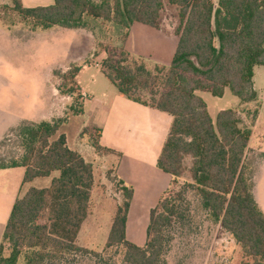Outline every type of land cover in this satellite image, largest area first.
I'll list each match as a JSON object with an SVG mask.
<instances>
[{
	"label": "trees",
	"instance_id": "obj_1",
	"mask_svg": "<svg viewBox=\"0 0 264 264\" xmlns=\"http://www.w3.org/2000/svg\"><path fill=\"white\" fill-rule=\"evenodd\" d=\"M10 1L13 11L33 29L84 28L91 17L124 28L122 44L133 23L158 28L164 10L163 0H54L51 6L31 9L24 8L21 0ZM168 2L177 7L179 16V41L169 67L157 64L150 71L144 59L133 58L123 45L102 46L107 55L102 71L118 92L173 117L158 159V168L173 181L150 212L146 244L139 247L127 239L134 189L116 177L122 201L105 249L124 247L129 264H158L178 207L186 204L188 191H195L211 219L257 259L254 264H264V213L254 198L246 165L252 130L242 127L234 109L220 111L214 123L207 104L196 93L221 98L229 89L244 104L258 100L254 70L264 66V0ZM79 72L80 67L72 66L65 73H55L66 81L57 87L60 95L75 99L70 115L84 111L76 80ZM68 114L50 122L23 124L19 130L22 155L0 167L25 168L24 183L59 174L48 188H30L15 202L0 243V264H70L71 255L99 256L76 243L90 214L94 169L68 147L65 135H59ZM93 129L98 131L93 147L99 153L112 152L100 144V129ZM186 156L191 158L190 180L182 183Z\"/></svg>",
	"mask_w": 264,
	"mask_h": 264
},
{
	"label": "rangeland",
	"instance_id": "obj_2",
	"mask_svg": "<svg viewBox=\"0 0 264 264\" xmlns=\"http://www.w3.org/2000/svg\"><path fill=\"white\" fill-rule=\"evenodd\" d=\"M164 5L161 27L164 30L165 26L177 27L179 24L177 7L169 5L168 0H164ZM12 7V4L6 5L4 0H0V117L3 113V117L15 121L19 115L28 113L37 123L42 119L50 120L52 116L58 118L61 111L56 106L53 91L57 85L64 86L66 81L55 73L61 74V71H66V67L56 68L54 73L52 68L67 63L71 59L70 56L81 57L83 60L79 61L80 63L90 64L97 61L102 64L107 56L102 46L121 47L122 36L106 27H102L100 31L101 28L98 27L95 39L91 43L84 40L79 42V45H74V47L78 45L77 47L68 49L65 37L57 34L60 29H64L63 27L49 30L33 29L31 24L20 19ZM32 32L33 34L29 36ZM104 33H108L107 38L104 37ZM112 37L115 38L114 41ZM151 44L152 42L147 44L145 58L142 59L148 69L153 71L160 57L158 49L153 48ZM132 57L139 58L133 55ZM168 58L167 53H163L160 65L169 67L172 60L169 58L167 61ZM92 74L105 86L115 89L106 76L96 68L85 74L84 79L86 77V80H89ZM254 83L258 100L253 103H242L229 89H226L221 98L214 97L208 92L199 91L197 95L207 104L214 123L220 111L236 109L242 118V127L252 130L246 165L253 181L254 198L264 213V66L255 67ZM64 103L62 101L60 104L64 106ZM71 103L75 106V99ZM62 112V118L69 113ZM92 122L89 114L85 116L68 114L59 135L62 133L71 141L77 142L79 149L91 151L93 144L98 141V131L93 129L96 127L91 126ZM22 125L11 130L0 143V167L10 165L14 159L22 155L23 149L19 138ZM83 125L85 127L81 132L79 130ZM85 128H88L87 134L90 130L89 135H83ZM190 164L191 158L184 157L183 165L186 171L180 178L182 183L190 180L187 171ZM100 169L102 170L97 173V195L92 204L93 215L86 227V231L88 234L91 233L92 237L88 243L95 248L93 252L99 253V256L92 253H79L76 257L71 255L67 258L72 260L70 264H129L125 260L124 247L105 249L104 246L116 210V201H119L117 198L121 195L118 194L120 188L117 178L110 167L107 171L104 167ZM186 201V204L178 207L179 214L168 229V242L165 243L164 254L158 264H254L257 261L247 254L221 224L214 222L203 210L201 199L195 191H188Z\"/></svg>",
	"mask_w": 264,
	"mask_h": 264
},
{
	"label": "crops",
	"instance_id": "obj_3",
	"mask_svg": "<svg viewBox=\"0 0 264 264\" xmlns=\"http://www.w3.org/2000/svg\"><path fill=\"white\" fill-rule=\"evenodd\" d=\"M212 1L214 4L218 3V0ZM4 2L6 5L12 4L10 0H4ZM21 2L24 8L31 9L48 7L53 5L55 1L21 0ZM162 15L163 13L160 15L158 28L140 23H133L128 30L125 43L122 44L125 50L133 56L145 58L147 44L152 42V47L158 49L159 52L160 60H157L158 64H161V59H163V53L165 52L170 60H173L179 41V37L176 33L179 24L177 27L165 26L166 29L164 30V28L161 27ZM87 22L88 25L84 28H64L59 30L60 32L57 34L65 37V45L68 49H73L74 45L84 40L91 43L92 40L95 39V33L98 31V27L101 28L100 31L102 27H106L108 30L111 29L113 33L120 34L121 36L124 33V28L113 23L104 22L100 19L87 17ZM32 34L33 32L30 33L29 36ZM53 35L55 36L56 34L54 33ZM103 35L106 38L108 37V33H104ZM112 39V41L115 40L114 37H112ZM69 58L71 59L67 63L52 68V73H54L56 68L66 67V71H61L65 73L72 66L80 67V72L76 78L84 108L83 113L80 115L85 116L89 114L91 116L93 119L91 126L99 128L101 131L100 144L102 147L112 151L99 153L94 147L91 151L81 150L78 148L79 145L77 142L71 141L66 136L68 147L79 153L86 162L92 164L94 169V188L91 195L90 214L82 224L76 243L82 248L95 251V248L91 247L88 243L92 237L91 233L88 234L86 231V227L88 226L89 218L93 215L92 204L98 190L97 173L99 170H102L100 168L104 167L107 171L110 167L115 177L131 185L134 189L133 200L128 212L126 234L128 241L142 247L147 242V228L150 221V212L157 206L163 194L173 181V178L169 174L158 168V159L169 135L173 117L168 113L127 99L118 92L114 85L115 89L105 86L94 74L90 75L89 80H86V77L84 79L85 74H88L92 68H96L100 73L104 74L99 62L93 61L90 62V64H85L84 62H79L83 60L79 56H70ZM66 64L69 66H65ZM57 94L60 93L55 87L53 98L55 102H57L56 106L58 110L61 111L59 116H57L58 118L52 116L53 118L50 120L42 119L39 122H50L54 119H59L63 114L62 111L67 112L68 107L72 105V97ZM62 101L65 102V107L60 104ZM67 103L69 104L67 105ZM3 115L2 113V117H0V143L11 130L16 128V126L26 123H37L28 113L19 115L15 118V121H12L11 118L3 117ZM84 127L83 125L79 131ZM86 129L88 128L84 130ZM84 130L83 135H85ZM86 157H89V159ZM106 161L109 164H106ZM103 163L104 166H102ZM58 175V173H53L50 177L36 178L32 182L24 183L25 168L14 167L0 169V243L2 242L6 224L17 199L22 197L30 188H48L53 178ZM118 194L121 195L120 193ZM117 200L119 201H116V209L121 203L122 195L118 197Z\"/></svg>",
	"mask_w": 264,
	"mask_h": 264
}]
</instances>
